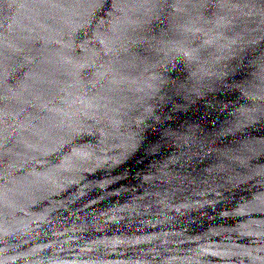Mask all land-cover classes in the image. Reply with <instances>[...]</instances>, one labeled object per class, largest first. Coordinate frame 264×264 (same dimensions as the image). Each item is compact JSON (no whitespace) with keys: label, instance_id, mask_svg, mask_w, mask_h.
<instances>
[{"label":"water","instance_id":"95a60500","mask_svg":"<svg viewBox=\"0 0 264 264\" xmlns=\"http://www.w3.org/2000/svg\"><path fill=\"white\" fill-rule=\"evenodd\" d=\"M0 264H264V0H0Z\"/></svg>","mask_w":264,"mask_h":264}]
</instances>
